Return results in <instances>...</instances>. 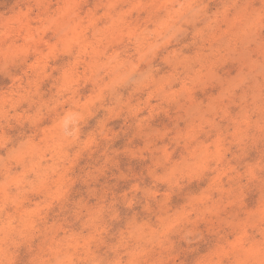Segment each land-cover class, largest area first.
<instances>
[{
	"label": "rangeland",
	"instance_id": "1",
	"mask_svg": "<svg viewBox=\"0 0 264 264\" xmlns=\"http://www.w3.org/2000/svg\"><path fill=\"white\" fill-rule=\"evenodd\" d=\"M259 0H0V264H264Z\"/></svg>",
	"mask_w": 264,
	"mask_h": 264
},
{
	"label": "clouds",
	"instance_id": "2",
	"mask_svg": "<svg viewBox=\"0 0 264 264\" xmlns=\"http://www.w3.org/2000/svg\"><path fill=\"white\" fill-rule=\"evenodd\" d=\"M259 3L261 5L260 15L262 18H264V0H259Z\"/></svg>",
	"mask_w": 264,
	"mask_h": 264
}]
</instances>
